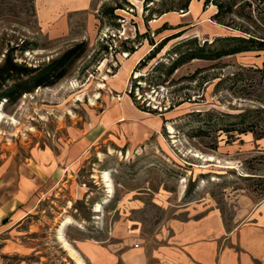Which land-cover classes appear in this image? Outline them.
<instances>
[{
  "label": "rangeland",
  "instance_id": "1",
  "mask_svg": "<svg viewBox=\"0 0 264 264\" xmlns=\"http://www.w3.org/2000/svg\"><path fill=\"white\" fill-rule=\"evenodd\" d=\"M260 47L264 0H0V61L70 56L0 101L1 264H77L64 218L84 264H264Z\"/></svg>",
  "mask_w": 264,
  "mask_h": 264
},
{
  "label": "trees",
  "instance_id": "2",
  "mask_svg": "<svg viewBox=\"0 0 264 264\" xmlns=\"http://www.w3.org/2000/svg\"><path fill=\"white\" fill-rule=\"evenodd\" d=\"M264 47H260V49ZM248 50L247 48L233 49V52ZM69 50L64 51L59 56L50 59L42 68L32 66L25 63H18L13 60V57L8 53L0 61V101L2 98L12 100L20 96L24 92L32 91L34 87L39 85H49L60 79L66 71L65 63L70 59ZM188 57H195V52L189 54ZM178 61H176L177 63ZM174 67L170 66L169 71ZM14 77L15 82L9 87L1 88L8 78ZM249 117H252L249 116ZM257 118H248L242 130L254 132L252 125L258 126Z\"/></svg>",
  "mask_w": 264,
  "mask_h": 264
},
{
  "label": "bare ground",
  "instance_id": "3",
  "mask_svg": "<svg viewBox=\"0 0 264 264\" xmlns=\"http://www.w3.org/2000/svg\"><path fill=\"white\" fill-rule=\"evenodd\" d=\"M1 103V102H0ZM0 117L1 113H0ZM104 180L107 182V174L104 173L103 175ZM95 210H99L98 208H95ZM70 222V220L68 218H64L59 222V225L57 227V234H58V239L62 242V244L64 245L65 250H67V252L70 254V256L75 259V261L77 262V264H84L83 260L81 259V257L77 254V252L69 245V243L66 241V239L63 236V230L66 227V225Z\"/></svg>",
  "mask_w": 264,
  "mask_h": 264
},
{
  "label": "crops",
  "instance_id": "4",
  "mask_svg": "<svg viewBox=\"0 0 264 264\" xmlns=\"http://www.w3.org/2000/svg\"><path fill=\"white\" fill-rule=\"evenodd\" d=\"M165 15V14H164ZM4 204H3V201L0 203V232H2V230H3V224L4 223H6V219H5V217L8 215V213H10L11 212V221L12 222H15V221H18V220H20L21 219V217H23L24 216V214H25V211H22V210H20L19 209V206H16V205H14L12 208H10V210L8 209V208H6L5 206H3ZM18 205V204H17ZM3 210H6V211H8L9 210V212H7V214H3ZM6 220V221H4V220ZM4 245H1L0 246V264L2 263V260H1V253H2V251H3V249H4Z\"/></svg>",
  "mask_w": 264,
  "mask_h": 264
}]
</instances>
